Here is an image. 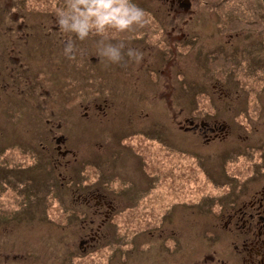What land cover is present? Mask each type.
Here are the masks:
<instances>
[{"label": "rangeland", "instance_id": "rangeland-1", "mask_svg": "<svg viewBox=\"0 0 264 264\" xmlns=\"http://www.w3.org/2000/svg\"><path fill=\"white\" fill-rule=\"evenodd\" d=\"M188 1V11L180 9L169 13L160 0H134L150 14L143 23L134 24L124 32L112 29L102 34L93 32L80 41L57 25V9L64 8L68 0H0V75L10 66L7 49H14L16 45L9 43L10 40H20V31L26 33L25 28L17 29L20 17L25 15L30 19L24 25L29 28L39 19V14L44 13L47 30L44 44L38 51L33 49L42 63L37 79L48 92L42 96L47 98L54 90L64 91V75L56 73L57 66L51 67L50 63L57 64L59 57L68 56L65 48L69 44L74 46V38L79 48L78 79L83 76L86 61L92 75L86 81L78 80L77 89H86L90 84L88 89L104 92L106 97L102 105L107 107L101 122L93 121L91 126L85 124L91 139L88 144L85 129H79L81 132L72 137L73 148L79 155L83 154L84 159L62 168L63 179L59 180L47 157L55 152L52 145L43 149L39 146V143L45 144V140L43 129L37 128L38 117L30 115L26 103L18 99L15 90H0V160L3 159V170L0 168V264H57V252L60 256L59 251L65 249L58 240L59 234L80 231L78 221L71 227L74 221L65 220L73 216L67 210L71 194L66 193L72 187L94 182L99 174L113 186L123 187L120 191L124 200L119 209L120 230L114 234L109 230L113 235L104 243L109 244L106 251L66 256L63 264H195L207 255L212 257L207 264L233 263L223 240L224 232L211 223L220 212L226 211V202L240 196L238 200L245 199V190L264 184V177L259 173L264 169V153L259 158L263 150L248 153L243 145L245 137L250 136L247 128H258L253 136L255 142L263 136L260 131L264 121V31L256 28L264 27V6L260 0ZM6 13L18 16V20L10 22ZM241 31L251 34V38L242 39L243 34H238ZM179 32L184 33V39L179 36V40L175 39ZM166 33L168 36L172 33L170 40L174 38L176 55L168 64L164 63L165 59L162 63L159 56L165 50ZM101 40L114 44L124 41L125 51L132 48L130 44L135 41L134 49L141 58L124 55L121 63L126 58L128 61L123 71L120 62L112 63L98 55L97 43ZM175 41H178L177 46ZM231 45H234V58L228 59L227 65L231 67L225 70L228 74L225 80H221L213 74L215 62L205 54L218 49L225 51ZM148 65L153 67L152 74L158 69L162 71L157 89L152 88L155 98H147L152 102V110L144 109L147 107L144 97L139 95L147 90L146 80L151 77L145 74ZM127 69L132 70L128 73ZM50 75H58L55 77L57 83ZM219 90L228 95L222 96ZM117 95L124 98L123 103ZM169 102L172 114L166 126ZM148 113L150 118L145 116ZM189 116L207 121L215 117L226 122L234 140L204 145L196 131L179 130V125L189 127L188 123H183ZM195 121L197 125L199 120ZM149 123L156 124L155 129H150ZM121 134H132L129 142L136 144L140 159L145 156L146 162L151 160V167L145 168L146 176L130 147L124 154L116 148L115 140ZM164 138H169L172 144L167 164L162 147L167 142ZM96 142L103 144L100 150L94 149ZM104 148L109 152L117 150L119 157L115 163L111 154H101ZM42 154L44 161L38 165L37 155ZM101 156L104 160L97 158ZM108 160L111 167L118 168V178H108L105 171L102 172L100 164L106 165ZM94 166L99 172L93 170ZM109 168L110 165L104 167ZM149 184L153 191L147 194ZM63 195L62 210L54 216L55 212L47 205ZM143 198L146 204L139 209L131 208L137 201L141 204ZM54 217L60 220L54 221Z\"/></svg>", "mask_w": 264, "mask_h": 264}, {"label": "flooded vegetation", "instance_id": "flooded-vegetation-1", "mask_svg": "<svg viewBox=\"0 0 264 264\" xmlns=\"http://www.w3.org/2000/svg\"><path fill=\"white\" fill-rule=\"evenodd\" d=\"M160 2L166 4V9L169 13H171V11L174 12L180 9L183 11H188L190 8V2H187V0H160ZM6 15L9 16L10 22L12 20H18V16L14 14L12 15V13H6ZM39 15V19L35 23H31L29 28L24 27V25L30 21V19L25 15L20 17V24L15 22V24H17V29L20 31L22 28H25L26 33H21L20 31V40H10L9 42L12 45H16L15 47H12L14 49H7V59L10 63V66L9 68L6 67L3 75H0V90L4 91L6 88L15 90L18 99H21L26 103V108L30 111V115L35 114L38 117L39 125L37 128L43 129L42 134L44 135L45 140V144L39 143V146L43 149V147L46 145H52V149L55 152L47 154V157L49 158L48 161L57 171L58 179L61 180L63 179V174L60 173L62 168L66 169L73 163H77L78 161L84 159V155H79L73 148L71 139L75 134L81 132L78 131L79 129H85V134L88 137L86 143L88 144L89 140L91 139H89L88 136L87 131L89 127L87 125L91 126L93 121L101 122V116H105L107 113V107L102 105L106 95L104 92L90 90L88 89V86L83 90L81 88L77 89V87H79L78 85H80L78 84V80L81 81L84 79L86 81L90 79L92 75L89 74L91 71V66L86 61L84 72L82 73L83 76L78 79L80 69L76 68V61L79 54V48L76 44V40L72 38V44H74L72 53H68V56L65 55V58L59 57L57 64L50 63L51 67L57 66L56 73L64 75V91L54 90L52 95L48 96L47 98L42 96V94H48V92L44 90L40 79H37L42 63L40 58H36L34 50L35 48H37V51L42 49L44 44V36L47 33V30L44 26V13H40ZM37 24H40V26ZM256 29L264 31V27H262V29ZM52 30L56 33V35H58L57 30L53 28ZM166 34L167 40L166 43H164L165 50L163 49L164 53L159 54V56L162 58V63L163 59H165L164 63L168 64L172 59L171 57H175L176 55L173 51V49H175L173 41L174 38L172 41L170 40L172 33L169 36L168 33ZM238 34H243L242 39L244 40L251 38V34L244 31H241ZM238 34L235 33V35ZM178 36L181 40L185 37L183 32H179L175 39L179 40ZM122 39L124 40V37H122ZM123 43L125 42L123 41ZM134 44L135 41L130 44L133 49ZM175 44L177 46L178 41H175ZM28 49L31 50L28 51ZM233 50L234 45H231L230 49L226 47L225 51L218 49L214 53L209 51L205 54L208 56V59L215 62L216 69L213 70V74L221 80H225L226 76L228 75L225 70L231 67L227 65V62L230 61L228 59L234 58V54L232 53ZM167 57L169 58L166 59ZM133 60L134 59L130 61L129 65L133 63ZM127 61L128 59L126 58V61L119 63L123 71ZM220 61L224 63L219 64ZM19 62L21 63L19 64ZM16 64H19V66L15 68ZM152 69L153 67H150L149 65L145 68V74H151V77L148 76L146 80L148 85H145V89L147 90H144V92H139V95L144 97V103L147 106L144 109L147 110L153 109L152 102H150L147 98H155L152 88L157 89L156 83L159 81V75H162L161 69H158L156 74L151 73ZM130 70L132 69H129V71ZM217 70L219 72H217ZM123 75L126 76V74ZM56 76L58 75H50L51 80L55 83H57L55 79ZM99 79H102V77ZM103 80L104 79L101 81ZM212 88H215V86H212ZM219 93H221L222 96L228 95L224 90H219ZM121 95L125 97V94ZM169 95H171V89L169 90ZM77 98H79V102H77ZM118 98L120 99L119 96ZM64 99L69 100L63 101ZM101 100L102 102H100ZM123 102L124 98L120 99V103ZM171 102H169V105L166 106V126L167 123H169L170 114H172ZM80 109L83 111L80 112ZM180 112L181 114L183 113L182 109ZM145 116L150 118L149 113ZM195 120H199L197 125ZM184 122L188 123L189 127L185 128L183 125H179V130H182L183 132L196 131L200 135L204 145L209 146L210 144H217V142L221 141L232 142L234 140L230 125L224 121H219L215 117H212L211 120L207 121L203 120L202 118L196 119L193 116H189L183 119V123ZM150 123L154 122L151 121ZM150 123V129L151 127L155 129L156 124L151 125ZM262 124L263 127L260 132L263 136L256 138L255 140L257 142H255L253 140V136L257 134L256 132H258V128L252 126V128H247L248 134L250 136L245 137V144H243L244 147H247L248 153L256 151L257 149L258 152H260V149L261 151L263 150V152L259 154V158H261V155L264 153V121ZM80 125L83 127L80 128ZM64 130L68 131L70 136H67ZM169 131L170 129L167 131L168 135H170ZM131 135L132 134L119 135L117 140H115V146L117 149H119L120 154L127 153V151L130 150V147L133 151L131 153L138 156L140 160L141 171L146 176L147 169L145 168L146 166L149 167V165L151 167V160L150 162H146L145 156H142L143 160L140 159V155L137 154L136 144H130L129 142ZM81 140L83 141L84 138ZM164 140H167L166 144L162 145V147L165 149L163 152V154L165 153L166 156L165 164H167V160L171 158L170 155L172 153V144L169 138H164ZM247 142L250 143L247 144ZM102 147L103 144L101 142H96L94 149L100 150ZM94 149H92L93 153ZM160 151L162 150L160 149ZM101 154H111V159L114 160V163L119 157L117 150L115 149L113 152H109L106 148H104ZM44 157V154L37 155L38 165L44 161ZM97 158L104 160L102 156ZM2 162L3 159L0 160V168L3 170ZM106 163V165H110V168L104 169L106 165L100 164V167L103 169L102 172L105 171V173L108 175V178H118L120 176L119 172L117 171L118 168L111 167L110 161ZM93 170L95 172H99L96 166L93 167ZM260 170L262 172L259 171V173L264 177V169ZM100 175L101 174L98 175L94 182H88L87 186L72 187L70 191L66 193L71 194L70 201L67 203L69 206L67 210L70 211L73 216L71 218L67 217L65 220L74 221L71 222V227H74L75 222L78 221L80 224V231H73L70 234H59L58 240L61 244H63L65 249L63 251H59L60 256L57 252V255L55 256L57 259V264H63L64 258L66 256L87 255L98 253L100 250L106 251L109 244L104 243L109 241V237L112 236L115 231L119 232L120 230L119 228L121 225H119V220L121 218L119 217V209L120 206L124 205V200L120 196V191L123 187L120 188L118 186H113L112 184L108 183V180L101 178ZM4 188L12 189V187L7 186H4ZM151 191H153V186L152 184H149L147 194L151 193ZM65 195H63L60 200L54 201L53 203L47 205L55 212L54 216L59 214L60 210H62L61 200ZM243 195L245 196V199L238 200L241 197L240 196L236 200L231 199L230 201L226 202L224 204L226 211H224V213L220 212L211 225L219 227V229H222V232H224L223 240L231 252V259L233 262L232 264H264V184L260 183V185L254 189H250L248 191L245 190ZM22 197L23 199L25 198L24 196ZM145 198L142 199L141 204H139L137 201L131 208H141L147 203ZM59 220V217H54V221L58 222ZM104 229H106L108 233ZM109 230H112L113 234L110 235ZM72 236L77 237L78 240L72 238ZM75 240L77 241L76 245L74 243ZM208 260H212L210 255H207L202 261H199L195 264L200 262V264H207L206 261ZM219 262L224 263L222 260H219Z\"/></svg>", "mask_w": 264, "mask_h": 264}, {"label": "clouds", "instance_id": "clouds-1", "mask_svg": "<svg viewBox=\"0 0 264 264\" xmlns=\"http://www.w3.org/2000/svg\"><path fill=\"white\" fill-rule=\"evenodd\" d=\"M150 15L134 0H68L64 8L57 9V25L63 32L74 34L83 41L91 33L102 34L108 29L124 32L134 24L144 22ZM73 46L67 45L66 53H72ZM98 55L112 63H119L124 55L139 60L141 54L127 48L123 42L111 43L98 41Z\"/></svg>", "mask_w": 264, "mask_h": 264}, {"label": "trees", "instance_id": "trees-1", "mask_svg": "<svg viewBox=\"0 0 264 264\" xmlns=\"http://www.w3.org/2000/svg\"><path fill=\"white\" fill-rule=\"evenodd\" d=\"M209 1H210V0H209ZM222 1H225V0H222ZM209 5H210V2H209ZM209 5H208V6H209ZM88 87H90V85H89Z\"/></svg>", "mask_w": 264, "mask_h": 264}, {"label": "water", "instance_id": "water-1", "mask_svg": "<svg viewBox=\"0 0 264 264\" xmlns=\"http://www.w3.org/2000/svg\"><path fill=\"white\" fill-rule=\"evenodd\" d=\"M262 1V3H263V5H264V0H261ZM188 2V1H187Z\"/></svg>", "mask_w": 264, "mask_h": 264}]
</instances>
